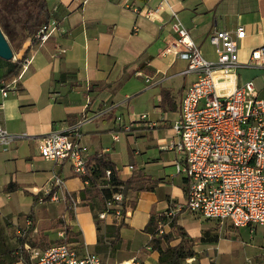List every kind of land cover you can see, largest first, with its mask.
<instances>
[{
  "label": "crops",
  "instance_id": "crops-1",
  "mask_svg": "<svg viewBox=\"0 0 264 264\" xmlns=\"http://www.w3.org/2000/svg\"><path fill=\"white\" fill-rule=\"evenodd\" d=\"M120 1L47 0L52 17L60 20V28L53 30L46 41H24L18 50H13L16 60L0 58L2 76L21 57H30L27 68L19 69L16 75L17 87L8 88L6 96L0 90V125L14 136L7 145L0 144V218L8 219L10 229L29 230L30 224V233L38 238L45 233L50 239L48 233L56 230V238V228L39 227L42 217L38 213L46 209L43 217L50 223L60 217L80 232L76 247L80 254L94 252V245L102 241L103 234L97 232L89 206L80 203V191L86 184L73 173L68 160L41 157L37 139L82 117L101 113L82 126L80 145L87 160L104 154L115 164L110 147L119 140V132H124L137 145V149L131 150L133 159L129 164L156 180L151 190L127 193L133 204L126 209L125 225L120 229V248L127 253L146 251L144 263L148 264V259L157 262L158 258V252L146 245L149 235L143 231L150 212L165 211L185 197V179L176 175L175 170L165 169L174 166L181 156L161 148L172 137L171 123L178 115L179 101L195 79V74H180L186 61L167 50L177 38L171 28V11L177 14L201 55L210 60L216 55L208 34L243 26L244 37L237 42L242 64L238 68V82L251 80L257 95L264 96V59L258 64L250 62L251 52L264 45V0H167L165 9L153 21L124 7ZM158 1L130 0V4L155 6ZM140 64L151 67L154 73L144 74ZM161 88L169 91L176 104L174 111L160 107ZM141 92L144 101L151 102L135 111L130 103ZM154 146L159 152H148ZM147 152L151 157H145ZM115 166L121 178L128 177L133 170ZM53 176L63 180L57 191L60 197L74 193L78 199V205L70 211L61 199H33V195L41 198L52 189ZM10 183L16 184V188L6 190ZM56 202L63 206L58 208ZM174 217L190 237L207 231L205 241L193 245L198 257L187 258L186 264H217V257L232 255L234 251L227 234L232 235L233 241L242 240L243 231L254 238L260 226L235 227L188 210L177 211ZM103 221L112 222L110 218ZM141 233L146 239L133 249ZM213 237L215 241L209 240ZM254 242V248L258 253L262 250V254L264 230Z\"/></svg>",
  "mask_w": 264,
  "mask_h": 264
},
{
  "label": "built area",
  "instance_id": "built-area-1",
  "mask_svg": "<svg viewBox=\"0 0 264 264\" xmlns=\"http://www.w3.org/2000/svg\"><path fill=\"white\" fill-rule=\"evenodd\" d=\"M151 0H145L150 2ZM167 0H159L155 6L137 7L130 0H121L124 7L153 21L165 9ZM171 28L177 34L176 40L167 50L186 61L180 74H195V79L185 89L179 104L178 115L171 123L172 137L161 148L174 150L181 157L174 163L175 174L185 179V197L163 211L166 218L175 212L188 210L206 219L227 222L235 227L264 225V96H258L251 80L238 82L237 42L244 37L245 29L237 26L234 30H213L208 42L213 46L216 58L203 57L191 39L177 14L171 11ZM60 28V20L51 17L29 38L43 42L51 32ZM264 59V45L253 50L250 62L260 63ZM12 59L16 60L13 53ZM20 69L27 68L30 57L20 59ZM17 77L0 80L3 96L8 88L17 87ZM101 115L93 113L55 129L37 139L39 155L57 161L66 159L73 173L79 177L89 172L87 158L80 145L84 122ZM140 117H145L141 114ZM120 120L121 116L116 117ZM14 136L0 125V144L7 145ZM132 169V165H128ZM110 170H106L108 177ZM88 184V180H83ZM51 199L69 202L75 208L78 199L71 193L62 197L58 189L63 185L60 177H52ZM117 189L105 202V208L98 212V218H110L118 222L124 218L130 207L123 193ZM125 207V209H124ZM124 210V213L121 210ZM168 223H158L157 233L167 232ZM57 231L58 237L64 236ZM26 230L20 233L22 245L18 253L28 257V264H140L132 257L125 260L104 262L99 254H80L76 247L67 242L53 243L45 248L31 246L25 239ZM25 264L24 260H19Z\"/></svg>",
  "mask_w": 264,
  "mask_h": 264
},
{
  "label": "trees",
  "instance_id": "trees-1",
  "mask_svg": "<svg viewBox=\"0 0 264 264\" xmlns=\"http://www.w3.org/2000/svg\"><path fill=\"white\" fill-rule=\"evenodd\" d=\"M52 10L49 9L47 0H0V28L5 35L12 50H18L22 43L32 37L38 28L46 23L52 17ZM35 40L32 41L34 43ZM140 69L146 75H152L154 69L140 64ZM20 69V60L13 63L12 67L0 76V80L9 79L18 74ZM160 107L168 111H174L176 104L173 101L169 91L165 88L160 89ZM92 162V163H91ZM89 172L80 177L82 180H88V184L80 191V203L88 205L92 217L96 225L98 233L103 234L102 241L94 245V252L97 254H106L107 251H115L120 248L121 236L120 229L125 225L123 219L118 222L104 223L98 218V212L105 208V202L110 198L111 194L117 189L118 185L123 188L124 196L128 205L133 204L127 198L128 192H138L141 190H151L156 180H153L148 174L141 170L133 168L131 174L126 178L119 176L118 170L113 162L106 158L104 154L92 156L87 160ZM106 170H110V174L106 177ZM16 184L10 183L6 186V190H13ZM52 192L49 191L41 198L33 195L34 200L41 199L48 201ZM74 198L75 194H71ZM66 210H70L69 202L65 203ZM72 209V208H71ZM125 209V207H124ZM121 212L124 213L122 209ZM168 223L169 230L163 233H157L158 223ZM103 223V224H102ZM103 225V228L101 227ZM58 227V228H57ZM53 228L63 230V237L48 239L45 233L39 235L40 242H28L31 246L45 248L53 243L67 242L73 247L79 246V231L73 230L70 224L64 223L63 218H57L53 224ZM143 231L147 232L149 239L147 241L150 250L158 252L157 264H182L187 258H197L198 254L193 250V245L200 241H205L207 231L202 232L199 237H190L184 229L176 223L174 215L166 218L163 211H151L150 216L143 227ZM26 237V236H25ZM26 239V238H25ZM176 243L172 241L176 240ZM216 237L209 240L215 241ZM47 241H52L50 244ZM23 240L20 239L19 245ZM78 245V246H77ZM19 247V246H18ZM78 250V249H77ZM9 258H4L0 254V264L17 263L24 260L28 264V257L20 255L18 248L9 251Z\"/></svg>",
  "mask_w": 264,
  "mask_h": 264
},
{
  "label": "rangeland",
  "instance_id": "rangeland-1",
  "mask_svg": "<svg viewBox=\"0 0 264 264\" xmlns=\"http://www.w3.org/2000/svg\"><path fill=\"white\" fill-rule=\"evenodd\" d=\"M142 83V82H141ZM145 97L143 92L139 93L138 96H136L135 101H131L130 106L132 105L135 108V111H140V109L148 107L150 105L151 101H144ZM168 116H172L171 113H166ZM104 135H108L109 132H104ZM105 141H109L107 137H105ZM132 149H137V145L133 143V139L130 136H126L124 132H119V140L117 142H114L113 147H110V150L112 152V160L115 162L118 168L124 169L128 167V164L132 161V156L131 154L133 151ZM150 151L153 152L154 154L158 153V149L156 146L148 148V152ZM132 152V153H131ZM148 152L145 154V157H151ZM165 169H171L175 170L174 166H168L165 167ZM58 206H63L62 202L57 203ZM61 204V205H60ZM40 207V204H38ZM48 206V205H45ZM50 206V205H49ZM38 207V209H39ZM59 208V207H58ZM46 209H43L42 211H39L38 215L41 214V221L39 224V227H53L54 222L50 223L47 218L45 219L43 215L45 214ZM70 211V210H69ZM50 212V211H49ZM29 221L31 222L32 220L28 217ZM212 221H209L211 223ZM32 223V222H31ZM10 222L8 221L7 218H0V254L4 258H9L8 253L9 251L16 250L19 246L20 242V233L22 232V229H10ZM101 227L103 228V225L101 224ZM29 230L26 231V240L28 242H40L39 238L35 236V234L30 233L31 226L29 224ZM264 228L261 226L257 227L256 233L254 235V238H251L250 236L246 234V232H242V240L239 239H234L230 234H227L226 238H229V240H232L234 244V251L232 255L229 256H224L221 255L220 257H217L218 259L216 260L217 264H264V252L259 253L257 250L254 248V241H257V239L260 237V235L263 233ZM56 230L50 231L48 233V237L50 239H54L56 236ZM42 234V233H41ZM146 237L144 234L141 233V235L136 239L134 242L137 243V245L133 248H139L140 245L145 241ZM49 244L52 241H47ZM175 241H172L174 243ZM257 247V245H256ZM260 250V249H259ZM145 253L146 251L143 252L142 250H138L137 252L133 253H127L126 250L123 248H119L118 250L115 251H107L106 254H99L101 259L106 262V263H111L114 261H120L123 259L127 258H136L140 264H145L144 263V258H145ZM260 254V255H259ZM128 256V257H127ZM185 262V261H184ZM182 264H186V263ZM195 262V261H193ZM12 264H20V263H12ZM148 264H157L156 260L153 258L148 259Z\"/></svg>",
  "mask_w": 264,
  "mask_h": 264
},
{
  "label": "water",
  "instance_id": "water-1",
  "mask_svg": "<svg viewBox=\"0 0 264 264\" xmlns=\"http://www.w3.org/2000/svg\"><path fill=\"white\" fill-rule=\"evenodd\" d=\"M13 50L10 47L5 35L0 28V58L5 60L12 59Z\"/></svg>",
  "mask_w": 264,
  "mask_h": 264
}]
</instances>
